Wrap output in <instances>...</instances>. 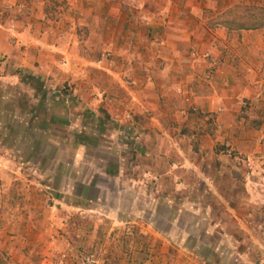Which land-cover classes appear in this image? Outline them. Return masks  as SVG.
<instances>
[{"label":"rangeland","instance_id":"rangeland-1","mask_svg":"<svg viewBox=\"0 0 264 264\" xmlns=\"http://www.w3.org/2000/svg\"><path fill=\"white\" fill-rule=\"evenodd\" d=\"M86 2L0 0V28L37 36L25 65L0 54V221L25 237L0 264H182L188 247L229 264L233 242L205 231L225 204L261 220L264 70L218 127L221 107L200 111L180 88L169 109L170 57L152 54L139 9L117 40L118 16L106 29Z\"/></svg>","mask_w":264,"mask_h":264},{"label":"crops","instance_id":"crops-1","mask_svg":"<svg viewBox=\"0 0 264 264\" xmlns=\"http://www.w3.org/2000/svg\"><path fill=\"white\" fill-rule=\"evenodd\" d=\"M85 2L87 8L106 16L107 19L102 20V25H106V29L110 27V17L118 16L117 22L111 27L116 32V37L112 33L110 38L114 36L117 40L123 39L126 33L124 9L128 6L139 9L136 12L139 20L134 21L139 31L147 32L152 39L159 41L151 49L152 54L170 57L168 60L171 62L166 70H170L174 76H170L168 86L164 83V88L169 90L166 105L169 109H174L175 103L181 107L170 92L172 88H180L184 95L192 94L190 101L194 102L200 111L215 113L217 108L221 107L222 112L217 113L215 118L218 127V123L231 121L235 117L241 99L254 98L255 84L261 81L258 72L264 70V25L253 29L227 26L224 20L231 17H223V12L234 5L255 6L264 10V0H132L133 3L129 0H85ZM234 21L238 20L235 18ZM235 22L231 19V23ZM11 36L12 34L3 27L0 28V54H7L8 57L11 56L9 58L16 56V62L25 65L28 61L25 57L32 49H37L35 43H29L28 40L32 41V37L37 36L29 34L25 29L14 35V38ZM117 50L119 51L120 47ZM91 138L95 140L94 137ZM112 165L106 164L104 171L113 174ZM215 193L221 199L225 197L220 191L215 190ZM207 206H204V214L208 213ZM223 209L221 210L220 206L221 211L216 217L219 225L212 223L209 225L210 229L205 231V234L215 232L222 236V242H233L226 251L232 259L222 260H227L229 264H264V209L256 210L261 214V220L254 224L243 221L232 206L227 207L225 204ZM232 217L235 222L227 225L226 220H231ZM228 228L232 231L227 232ZM14 230H17L14 224L8 225L0 221L1 251L15 252L24 247L21 244L25 237L20 241L16 238L17 235H12ZM238 241L239 244L235 245ZM187 249V254L181 260L182 264H218L215 259L195 252L191 247ZM18 260L13 261L19 262ZM167 260L163 262H168ZM169 264H173L172 261Z\"/></svg>","mask_w":264,"mask_h":264},{"label":"trees","instance_id":"trees-1","mask_svg":"<svg viewBox=\"0 0 264 264\" xmlns=\"http://www.w3.org/2000/svg\"><path fill=\"white\" fill-rule=\"evenodd\" d=\"M263 15V9L246 5H234L223 12V17H231L233 22H235V18L238 20L235 24L231 23V19L224 20L227 26L243 29H253L262 26L264 24L261 19Z\"/></svg>","mask_w":264,"mask_h":264}]
</instances>
